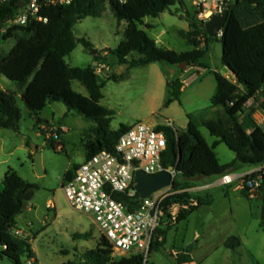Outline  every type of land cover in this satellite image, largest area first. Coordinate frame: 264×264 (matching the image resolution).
Masks as SVG:
<instances>
[{
	"label": "trees",
	"instance_id": "obj_1",
	"mask_svg": "<svg viewBox=\"0 0 264 264\" xmlns=\"http://www.w3.org/2000/svg\"><path fill=\"white\" fill-rule=\"evenodd\" d=\"M177 2L182 3V0H128L123 4L79 0L67 6L45 8L43 15L48 17L47 22L30 19L25 25L14 26H9L8 21L16 14L19 0L0 3V42L16 39L9 53L0 57V74L17 83L19 94L30 113L36 117L37 124L47 123L40 113L52 101H61L69 110L92 119L96 125L91 130L93 136L85 143V159L102 149H114L120 136L132 126L121 124L118 129H112L113 111L101 104L105 81L99 80L92 65L72 66L66 60L78 43L92 47L86 38L76 36L75 25L88 16H100L107 4L119 24L126 22L123 39L113 50L119 64L138 67L165 62L177 66L189 61L188 67L209 68L202 62L209 52V41L220 39L223 44L222 64L235 77L231 79L222 71H214L217 86L212 106L223 108V113L216 118L198 121L195 115L189 114V123L183 130L158 126L168 136L163 165L175 166L177 174L173 181V193L162 204L161 225L156 231L147 260L142 254L115 258L112 247L101 234L97 246L87 248L81 261L69 260L64 264H155L150 259L151 254L165 246L169 232L178 223L188 220L200 206L211 203L209 199L188 190L196 178H218L244 165L264 164V129L253 118L257 107L264 110V0H230L228 19L220 37L210 36L205 29V21L199 19L197 14H191L190 30L182 31L181 35L187 38L193 49L185 52L159 46L141 28L147 16L157 17ZM146 26L152 27L150 24ZM123 76V72L119 74L115 71L111 78L119 80ZM75 80L86 87L88 96L74 90L72 85ZM183 86L180 79L168 82L166 107L180 100ZM250 100L258 105L246 112L245 106ZM20 120L17 93L0 89V128L18 130ZM201 126L216 137L212 144L207 141ZM62 133L63 130H58V137H53L55 148L59 146L56 140L61 138ZM221 143H226L236 152L235 159L224 164L220 162L216 148ZM79 165L75 164L65 173L64 182L74 175ZM38 188L14 169H9L4 175L3 188L0 189V247L3 248L2 255L13 264H37L24 262V256L36 261V254L30 239L17 235L15 229L18 215L25 211L24 195L30 189ZM242 191L247 195L246 191ZM261 193L264 198V182ZM118 198L130 204L131 210L139 208L141 202L139 193L132 198L119 193ZM173 207L177 209L175 214L171 210ZM262 220L264 227V212ZM89 236V233L79 235L85 238ZM241 244L239 236H231L225 241V246L230 249ZM172 256L177 264H190L193 261L192 247L172 253Z\"/></svg>",
	"mask_w": 264,
	"mask_h": 264
},
{
	"label": "rangeland",
	"instance_id": "obj_2",
	"mask_svg": "<svg viewBox=\"0 0 264 264\" xmlns=\"http://www.w3.org/2000/svg\"><path fill=\"white\" fill-rule=\"evenodd\" d=\"M210 3L206 5L210 7ZM196 15V9L187 0L177 2L157 17L147 16L141 28L150 37L157 40L158 45L177 51H187L193 46L187 38L181 35L182 30L189 29L190 15ZM200 19V18H199ZM146 24H152L148 28ZM126 22L120 24L107 4L100 16H88L79 21L74 32L79 38H86L91 48L78 43L76 48L66 57L72 66L86 67L92 65L100 81H105L101 104L113 111L111 128L118 129L121 124L133 125L137 122L156 124L165 119H173L175 128L185 129L189 116L183 114L180 103L165 106L167 85L177 78L185 69L165 62H153L138 67H124L119 80L111 78L119 66L117 56L113 53L121 40ZM7 26L4 27V31ZM164 31V32H163ZM16 39L9 38L0 42V57L9 53ZM92 49H97L93 52ZM223 44L220 39L209 41V52L202 62L212 69L223 72ZM104 63L108 68L97 72V65ZM194 71H189L191 75ZM224 73V72H223ZM231 79L234 75L225 73ZM204 85L206 82L204 81ZM77 92L88 96V90L79 81H73ZM201 88L200 81L186 86V95L191 103L189 107L210 104V98L201 97L195 93ZM0 89L17 93V106L21 110V120L18 130L0 128V189L3 188V178L9 169H14L25 180L39 186L35 190L29 208L17 217L15 230L20 236L29 238L36 254V261L24 256L25 263L64 264L69 260L81 261L87 248H95L101 233L91 214L73 208L64 192L65 173L75 164H81L86 157L85 143L93 136L92 128L96 123L83 114L69 110L61 101H52L40 113L47 123L37 124L19 94L18 85L0 74ZM206 92V88H204ZM261 100V98H259ZM257 102L251 100L245 106L249 111ZM223 113L222 107L214 111L207 108L197 114L196 119H213ZM65 128L61 138L52 144L58 130ZM201 130L207 141L212 144L216 137L212 136L206 127ZM41 157L45 170L39 175L35 168V152ZM216 152L222 164L235 159L236 152L221 143ZM244 169L256 166L244 165ZM221 177L206 179L208 182H218ZM204 180L197 178L188 189L211 201L204 204L190 215L188 220L178 223L168 234L167 242L160 251L151 254L155 264H177L172 253L181 252L192 247L193 261L190 264H264V227L262 215L264 198L259 196L249 198L241 189L238 181L225 186L212 184L203 187ZM53 203V207L48 205ZM175 214L177 209L171 208ZM166 227V225L164 226ZM89 233L88 238L79 237ZM231 236H239L241 246L227 248L225 241ZM0 247V264H13L2 255ZM120 256H116L119 258Z\"/></svg>",
	"mask_w": 264,
	"mask_h": 264
},
{
	"label": "built area",
	"instance_id": "obj_3",
	"mask_svg": "<svg viewBox=\"0 0 264 264\" xmlns=\"http://www.w3.org/2000/svg\"><path fill=\"white\" fill-rule=\"evenodd\" d=\"M12 0H0L8 3ZM19 0L16 14L8 21L9 26L25 25L30 19L47 22L43 11L51 6H67L79 0H25L21 7ZM120 4L128 0H105ZM196 9V13L205 22L214 14L222 13L230 0H187ZM210 3V7L206 5ZM108 68L104 63L96 69L100 73ZM259 124L264 123V111ZM159 125L170 126L172 122L152 125L145 122L134 123L124 132L114 149H102L90 158L85 159L74 175L64 182L63 188L70 205L76 210L93 216L100 233L107 239L116 256L142 254L145 260L149 257L150 248L156 231L161 225L162 204L173 193L172 185L163 188L150 197L141 198L139 208L130 209V204L118 198V194L134 197L138 191L134 180L136 172L142 170L149 174L170 171L172 179L177 174L176 167L163 165V154L168 144V136ZM58 137V134L55 135ZM251 174H256L251 176ZM238 181L239 188L246 191L249 198L259 196L264 182V164L247 174H226L221 177V184H232ZM48 205L53 207V203ZM21 235L19 230H15Z\"/></svg>",
	"mask_w": 264,
	"mask_h": 264
},
{
	"label": "crops",
	"instance_id": "obj_4",
	"mask_svg": "<svg viewBox=\"0 0 264 264\" xmlns=\"http://www.w3.org/2000/svg\"><path fill=\"white\" fill-rule=\"evenodd\" d=\"M199 18V17H198ZM189 20V18H187ZM152 27L153 25L150 24ZM151 27V28H152ZM190 30V20H189V29L188 30H182V31H189ZM164 32V31H163ZM220 37V36H219ZM202 37H199V39H201ZM203 40V39H202ZM156 43L158 44L157 40H155ZM205 42H203L202 45H204ZM167 48V47H165ZM193 48L187 50V51H190L192 50ZM176 50V49H175ZM179 52H185V51H179ZM223 65V64H222ZM124 67H128L127 65H123ZM124 67H121V64H119L118 68L116 69V71L118 72V70H121V69H124ZM224 67V66H223ZM128 68H132V67H128ZM189 71H194L191 75H188V72ZM214 71H218L217 69H212L211 67L207 68V67H203V66H191V67H188L186 70L182 71L175 80L177 79H180L182 80V82L184 83V86L182 88V94L180 96V100H175L174 102L176 103H180L181 104V109L183 111V114L188 116L189 114H197L207 108H211V110L214 111L215 107L212 106V98L215 94V91H216V86H217V82H216V78H215V75H214ZM114 73V72H113ZM225 73V72H224ZM197 81H200V86L201 88H197L196 89V94L198 95V98L200 100L201 97H206L210 98L211 102L210 104H202V105H199L197 107H189L188 104L191 103L188 95H186V86L188 85H193L194 83H196ZM204 81L206 82V84L204 85ZM204 88H206V92L204 91ZM261 98V97H260ZM254 101V100H253ZM173 102V103H174ZM255 102V101H254ZM248 103H251V100L248 102ZM170 106V105H169ZM257 106V105H256ZM109 108V107H108ZM262 111H264L263 109L257 107L256 111L253 113V118L255 120V122L257 124H259V118L261 117L262 114ZM197 116V115H196ZM172 122L173 124L175 123V121L173 119H165L163 121H159L157 122L156 124L154 125H157V124H162V123H165V122ZM189 123V119L187 120V123H185V128L187 127ZM130 125V124H129ZM175 125V124H174ZM260 125V124H259ZM261 127H263L264 129V123L260 125ZM61 129L63 130V132L66 131L65 128L61 127ZM216 140V139H215ZM214 140V141H215ZM258 166H256L255 168L253 169H246V170H243L244 167L241 166L240 169L238 170H232L230 172H228L227 174H234V173H240V174H247V173H250L252 171H254L255 169H257ZM197 179V178H196ZM201 179L204 180V185L203 187L205 188L206 186H211L214 182H207L206 179H209L207 177H201ZM221 180V179H220ZM220 180L214 184H220ZM225 186H231V184H223ZM239 188V185L237 186ZM241 189V188H239ZM262 196V195H261ZM30 205V203H29ZM29 205H28V208H29ZM31 206V205H30ZM34 250V249H33ZM35 252V251H34Z\"/></svg>",
	"mask_w": 264,
	"mask_h": 264
},
{
	"label": "water",
	"instance_id": "obj_5",
	"mask_svg": "<svg viewBox=\"0 0 264 264\" xmlns=\"http://www.w3.org/2000/svg\"><path fill=\"white\" fill-rule=\"evenodd\" d=\"M26 1L22 0L20 2V6H25ZM230 10V3L228 2L226 4V7L222 13L214 14L205 22V29L208 32V34L212 37H219L223 33V28L226 24V21L228 19ZM92 51L95 53L98 50L92 49ZM190 64L189 61L180 63L178 66L181 70L188 67ZM123 67V66H121ZM223 72L229 73L231 72L230 69L226 66L223 67ZM120 74L121 71H118ZM35 152V168L39 175H43L45 173V170L42 166V161L40 155L37 153V147H34ZM171 170L174 169V166L170 167ZM173 184L172 174L170 171H164L159 174H149L147 172H144L142 170H139L136 172L134 185L136 190L138 191L141 198H147L150 197L153 193L169 187ZM35 193V189H30L25 195H24V202H23V209L27 210L29 202L32 200Z\"/></svg>",
	"mask_w": 264,
	"mask_h": 264
}]
</instances>
